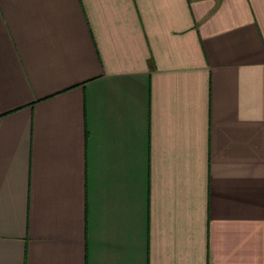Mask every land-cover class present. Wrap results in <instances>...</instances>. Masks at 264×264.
<instances>
[{"label":"crops","instance_id":"1","mask_svg":"<svg viewBox=\"0 0 264 264\" xmlns=\"http://www.w3.org/2000/svg\"><path fill=\"white\" fill-rule=\"evenodd\" d=\"M0 264H264V0H0Z\"/></svg>","mask_w":264,"mask_h":264}]
</instances>
